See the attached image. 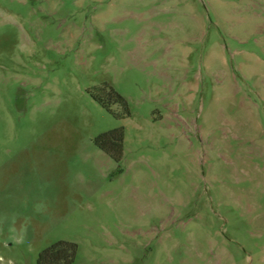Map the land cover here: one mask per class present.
<instances>
[{
  "label": "rangeland",
  "instance_id": "374dc122",
  "mask_svg": "<svg viewBox=\"0 0 264 264\" xmlns=\"http://www.w3.org/2000/svg\"><path fill=\"white\" fill-rule=\"evenodd\" d=\"M60 240L264 264V0H0V264Z\"/></svg>",
  "mask_w": 264,
  "mask_h": 264
},
{
  "label": "trees",
  "instance_id": "16d2710c",
  "mask_svg": "<svg viewBox=\"0 0 264 264\" xmlns=\"http://www.w3.org/2000/svg\"><path fill=\"white\" fill-rule=\"evenodd\" d=\"M96 144L119 162L122 157L123 129L117 128L99 135ZM76 250L74 242L60 240L40 253L37 264H73Z\"/></svg>",
  "mask_w": 264,
  "mask_h": 264
}]
</instances>
